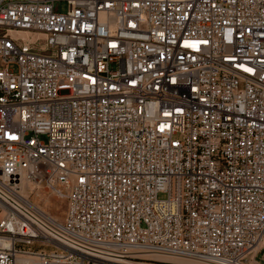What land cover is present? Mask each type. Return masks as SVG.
Here are the masks:
<instances>
[{"label":"built area","instance_id":"2783aa9c","mask_svg":"<svg viewBox=\"0 0 264 264\" xmlns=\"http://www.w3.org/2000/svg\"><path fill=\"white\" fill-rule=\"evenodd\" d=\"M263 239L264 0H0V264H256Z\"/></svg>","mask_w":264,"mask_h":264},{"label":"rangeland","instance_id":"374dc122","mask_svg":"<svg viewBox=\"0 0 264 264\" xmlns=\"http://www.w3.org/2000/svg\"><path fill=\"white\" fill-rule=\"evenodd\" d=\"M68 10H69V6H68V4L66 2L60 1V2H57L55 4V12H58V13H66ZM10 68L15 69L14 66H11ZM158 198L160 200H164V199L167 198V196L165 194H159ZM36 202H38V201H36ZM48 210L54 216H57V217L64 216V214H63V212H64V205L63 204L60 205L56 201H52L51 208H49ZM263 253H264V251H263ZM261 255H262V253L257 257V261L260 264H264V262L262 261ZM181 264H185V263H181Z\"/></svg>","mask_w":264,"mask_h":264},{"label":"bare ground","instance_id":"6f19581e","mask_svg":"<svg viewBox=\"0 0 264 264\" xmlns=\"http://www.w3.org/2000/svg\"><path fill=\"white\" fill-rule=\"evenodd\" d=\"M24 189H25V193H24L25 196H27V195H29V194H31V193L34 192L33 189H30V188H28V187H25ZM38 192H39L40 194H42V197H44L45 203H46L47 205H50V206H51V205H52V201H56V202H58L60 205L63 204L62 201H59V199H58L56 196L50 194V193H49L45 188H43V187H40ZM63 205H64V204H63ZM63 214H64V212H63ZM57 218L60 219V220H62V219H63V216H62V217H57ZM263 243H264V239L260 241V244L258 245V246H259L258 249L263 245ZM165 260H166V261H171V262H177V263H190V264H194V263H192V262H187V261L180 260V259H177V260H175V259H165Z\"/></svg>","mask_w":264,"mask_h":264},{"label":"crops","instance_id":"0c3cea01","mask_svg":"<svg viewBox=\"0 0 264 264\" xmlns=\"http://www.w3.org/2000/svg\"><path fill=\"white\" fill-rule=\"evenodd\" d=\"M264 243L263 245L259 248L258 252H257V256H256V264H260L258 261H257V257L262 253L261 255V258H262V261L264 262Z\"/></svg>","mask_w":264,"mask_h":264}]
</instances>
